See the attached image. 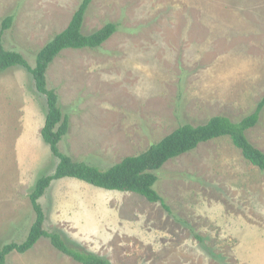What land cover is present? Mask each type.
Listing matches in <instances>:
<instances>
[{
    "label": "rangeland",
    "instance_id": "rangeland-1",
    "mask_svg": "<svg viewBox=\"0 0 264 264\" xmlns=\"http://www.w3.org/2000/svg\"><path fill=\"white\" fill-rule=\"evenodd\" d=\"M81 0H0L3 47L34 64ZM116 31L97 48L65 49L47 68L73 160L107 168L189 123L238 121L264 96V0H91L82 32ZM45 97L29 72L0 71V245L34 220L28 194L58 159L41 138ZM264 152V107L245 131ZM154 173L169 207L130 191L53 180L39 199L44 228L110 264H264V170L228 136L198 144ZM6 264H80L41 237Z\"/></svg>",
    "mask_w": 264,
    "mask_h": 264
},
{
    "label": "trees",
    "instance_id": "trees-1",
    "mask_svg": "<svg viewBox=\"0 0 264 264\" xmlns=\"http://www.w3.org/2000/svg\"><path fill=\"white\" fill-rule=\"evenodd\" d=\"M90 2L91 0H81L67 26L49 38L36 52L33 65L29 64L20 52L3 47L2 34L10 27L13 16L7 15L1 22L0 71L18 66L30 73L36 91L45 97V116L40 129L41 138L58 162L52 173L42 174L35 180L28 194L34 211V220L21 242L10 241L0 245V264H6V257L11 252L29 251L41 237L48 238L54 248L80 264H110L101 256L69 246L58 232L45 230V215L39 199L53 180L72 177L107 190L134 192L144 196L150 202H159L165 210L169 211V207L153 187L158 179L154 171L167 160L193 150L202 142L228 136L247 161L260 170H264V152L256 148L245 134L247 129L257 123L264 107V96L253 112L238 121H232L224 115H215L202 124H182L157 142L150 144L142 152L125 156L104 169L84 161L73 160L63 153L58 144L68 131V119L58 105L57 94L47 86V68L61 51L97 48L117 29L115 23L107 22L91 33H83L82 24Z\"/></svg>",
    "mask_w": 264,
    "mask_h": 264
}]
</instances>
